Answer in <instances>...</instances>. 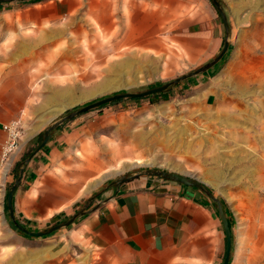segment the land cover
<instances>
[{
  "label": "rangeland",
  "instance_id": "rangeland-1",
  "mask_svg": "<svg viewBox=\"0 0 264 264\" xmlns=\"http://www.w3.org/2000/svg\"><path fill=\"white\" fill-rule=\"evenodd\" d=\"M218 2L236 64L225 76L228 86L219 92L216 104L204 106L206 92L179 87L180 82L162 95L121 99L63 122L83 119V128L65 154L64 165L52 166L38 178V211L46 208L48 216L55 214L42 230L86 209L124 175L166 171L230 194L237 216L233 222L228 219L230 264H264V204L258 202L264 188V0ZM138 10L153 16L140 19L138 29L161 27L148 37L152 47L144 46L143 36L134 32L131 16ZM209 10L222 23L210 0L1 4L0 46H6L3 41L16 30L18 43L20 36L34 41L30 54L24 55L32 88L21 130L26 125L50 126L102 98L141 92L202 67L174 42L180 31L174 28L185 26L190 18L207 17ZM22 20H31L30 26ZM182 34H187L185 29ZM220 65L204 73L213 74ZM61 87H70V92L62 91L63 105H52L46 97ZM64 213L69 217L62 220Z\"/></svg>",
  "mask_w": 264,
  "mask_h": 264
},
{
  "label": "crops",
  "instance_id": "crops-1",
  "mask_svg": "<svg viewBox=\"0 0 264 264\" xmlns=\"http://www.w3.org/2000/svg\"><path fill=\"white\" fill-rule=\"evenodd\" d=\"M152 17L140 10L131 16L134 32L143 36L140 41L146 47H152L148 37L157 34L161 27L157 24L150 30L138 29V23ZM30 21L21 22L30 26ZM15 27L18 28V22ZM177 28L180 31L176 32L174 42L190 58L200 60L199 66L211 62L220 53L225 30L211 10L207 17L190 18L188 24L174 29ZM19 38L18 43L16 30L10 40L3 41L8 44L0 46V156L7 138L3 126L14 120L24 124L23 113L30 105L32 87L29 63L24 62V55L30 54L34 41L26 36ZM232 53L229 51L226 58L222 57L224 60L217 62L221 65L213 74L190 77L179 87L206 92L204 106L215 105L219 92L228 86L225 76L236 64ZM54 91L46 100L52 105H63L60 95L64 91L69 94L70 87ZM82 121L76 119L56 126L50 140L33 156L38 138L48 125L32 129L26 125L16 148L0 163V264H222L226 241L215 202L196 187L155 176H140L118 187H108L70 226L52 235L29 237L15 228L6 211V200L9 189L17 183L19 167L23 173L13 194L14 218L29 231H41L55 214L48 216L46 208L38 211L41 187L38 178L50 167L64 165L65 154L81 134ZM261 179L264 183L263 176ZM201 185L221 202L227 219L232 222L237 219L230 194ZM258 202L263 206L264 188ZM60 217L64 220L69 214Z\"/></svg>",
  "mask_w": 264,
  "mask_h": 264
},
{
  "label": "water",
  "instance_id": "water-1",
  "mask_svg": "<svg viewBox=\"0 0 264 264\" xmlns=\"http://www.w3.org/2000/svg\"><path fill=\"white\" fill-rule=\"evenodd\" d=\"M15 1H18V0H0V4L10 3V2H15ZM210 1L215 6V8L218 10V12L221 16V19H222L224 30H225V40L223 43V47H222L220 53L217 55V57L214 60L203 65L202 67L198 68L197 70H195L193 72H190L186 75L180 76V77H178V78H176L170 82H167L165 84H162L160 86L149 88V89L143 90L141 92H125V93L114 94L112 96H108L106 98H102V99H100L96 102H93L91 104H88L87 106H84L83 108H81V109H79L73 113L68 114L67 116H65L64 118L59 120L58 122H55L54 124L48 126L43 131L42 140H41L40 144L38 145V147L33 151L32 156L36 152H38L44 145H46V143L50 140V138L52 136L54 128L56 126L62 124L63 122H65L67 120H71L78 115H81V114L88 112L89 110L99 108L101 106L107 105L109 103H112V102H115V101H118L121 99H127V98L128 99H140V98H146V97L151 96V95H156V94L168 92V91L172 90V88L175 85L179 84L180 82H183L184 80H187L190 77H193V76H196V75H199L201 73L206 72L213 65H215L218 61H220L222 59V57L226 54V52L228 50V46H229L228 24H227L226 16L223 13L218 0H210ZM19 172H20V175L18 177L17 183L20 181V179L22 177V173H23V169L21 166L19 167ZM140 176H155V177H159L165 181H170V182H174V183H178V184H182V185H186V186H190V187H196V188L200 189L202 192H204L208 198H210L212 201H214L216 204L217 210H218L219 218L222 222L224 233H225L226 248H225V255H224L222 264H229L230 263L231 256H232V238H231V233H230V228H229V222H228V219L226 217V213L223 209L221 202L218 199H216L210 193V191L208 189H206L204 186H202L200 182L192 180L191 178L183 177V176H180V175L175 174V173H170V172H166V171H156V170H146L142 173H139V174H136L133 176L124 175V176L118 178L117 180H115L114 182H112L109 185V187H118V186H120V185H122V184H124L130 180L138 178ZM17 183L13 184L8 191L7 200H6V207H7L10 219H11L13 225L15 226V228L19 232H21L22 234H24L26 236L36 237V238L48 236V235L55 233L56 231H59L63 228H67L68 226H70L75 221V219L78 216H80L83 213V211H80V212L76 213L74 216H72L69 220H67L65 222L58 223V224L53 225V226H50L46 230L37 231V232L29 231L26 228H24L21 224H19L14 218L12 200H13V194H14V191L16 189Z\"/></svg>",
  "mask_w": 264,
  "mask_h": 264
},
{
  "label": "built area",
  "instance_id": "built-area-1",
  "mask_svg": "<svg viewBox=\"0 0 264 264\" xmlns=\"http://www.w3.org/2000/svg\"><path fill=\"white\" fill-rule=\"evenodd\" d=\"M3 129L7 133V138L1 148L0 163H4L9 154L16 148L21 134V121L14 120L3 126Z\"/></svg>",
  "mask_w": 264,
  "mask_h": 264
},
{
  "label": "trees",
  "instance_id": "trees-1",
  "mask_svg": "<svg viewBox=\"0 0 264 264\" xmlns=\"http://www.w3.org/2000/svg\"><path fill=\"white\" fill-rule=\"evenodd\" d=\"M29 1H32V3H37V2H39V1H41V0H29ZM0 6H1V4H0ZM163 93H161V94H156V95H151V96H148V97H146V98H149V97H153V96H159V95H162ZM140 99H143V98H140ZM134 100V99H133ZM105 106V105H104ZM104 106H101V107H104ZM101 107H99V108H101ZM41 140H42V135H40L39 136V138H38V144L37 145H39L40 144V142H41ZM6 211H7V207H6ZM229 222V221H228ZM19 223V222H18ZM20 224V223H19ZM22 225V224H21ZM23 226V225H22ZM24 227V226H23ZM229 228H231V225H230V222H229ZM52 234H54V233H52ZM52 234H50V235H52Z\"/></svg>",
  "mask_w": 264,
  "mask_h": 264
}]
</instances>
